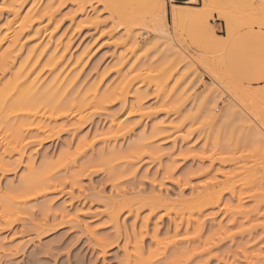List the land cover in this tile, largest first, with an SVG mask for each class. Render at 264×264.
Masks as SVG:
<instances>
[{"label": "rangeland", "instance_id": "374dc122", "mask_svg": "<svg viewBox=\"0 0 264 264\" xmlns=\"http://www.w3.org/2000/svg\"><path fill=\"white\" fill-rule=\"evenodd\" d=\"M262 200L264 0H0V264H264Z\"/></svg>", "mask_w": 264, "mask_h": 264}, {"label": "bare ground", "instance_id": "6f19581e", "mask_svg": "<svg viewBox=\"0 0 264 264\" xmlns=\"http://www.w3.org/2000/svg\"><path fill=\"white\" fill-rule=\"evenodd\" d=\"M162 8H163V7H162ZM176 9H177V8H176ZM176 9H174L176 12L173 10V12L171 13V15H170V16H171V19H172V18H175V17H176V19H179L178 17L182 18V17L185 16V14H186V15L188 14V11H182L181 9H177V10H176ZM161 10H162V13H164V12H163V9H161ZM180 11H181V12H180ZM182 12H183V13H182ZM184 12H185V13H184ZM181 13H182V14H181ZM177 14H179V16H177ZM180 14H181V15H180ZM163 15H164V14H163ZM182 15H183V16H182ZM174 20H175V19H174ZM174 20H173V21H174ZM152 21H153V20H152ZM154 21H155V20H154ZM175 21H176V20H175ZM157 23H158V22H157ZM157 23H156V24H157ZM153 24H154V23H153ZM153 24H152V25H153ZM158 24H159V23H158ZM158 24H157V25H158ZM262 201H263V200H262ZM262 201H261V202H262ZM263 202H264V201H263Z\"/></svg>", "mask_w": 264, "mask_h": 264}]
</instances>
